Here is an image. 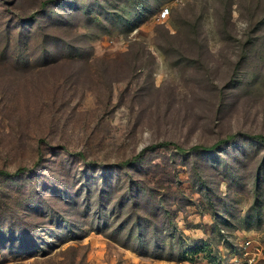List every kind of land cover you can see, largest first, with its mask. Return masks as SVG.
<instances>
[{"label": "rangeland", "instance_id": "374dc122", "mask_svg": "<svg viewBox=\"0 0 264 264\" xmlns=\"http://www.w3.org/2000/svg\"><path fill=\"white\" fill-rule=\"evenodd\" d=\"M257 135L264 0H0V264H264Z\"/></svg>", "mask_w": 264, "mask_h": 264}, {"label": "built area", "instance_id": "2783aa9c", "mask_svg": "<svg viewBox=\"0 0 264 264\" xmlns=\"http://www.w3.org/2000/svg\"><path fill=\"white\" fill-rule=\"evenodd\" d=\"M162 14L166 15L168 8L162 9ZM241 249L235 250V247H231L232 254L230 255V260L225 264H256L261 253V249L254 244L252 238H247L241 245ZM256 248V249H255ZM210 264H219L212 260Z\"/></svg>", "mask_w": 264, "mask_h": 264}, {"label": "trees", "instance_id": "16d2710c", "mask_svg": "<svg viewBox=\"0 0 264 264\" xmlns=\"http://www.w3.org/2000/svg\"><path fill=\"white\" fill-rule=\"evenodd\" d=\"M256 137H258V138H260L261 140H263L264 141V135H257ZM226 140H228V139H223V140H220V141H218L217 143H215V144H213V145H211V146H209V147H203V146H200V145H195V146H193L191 149H198V148H200V147H203V148H207V149H214L215 147H217L221 142H225ZM169 143H171V141H164V142H162V143H160V145H168ZM180 150H187V149H185V148H183V147H181V146H177ZM1 172H5V173H7L6 171H1Z\"/></svg>", "mask_w": 264, "mask_h": 264}]
</instances>
